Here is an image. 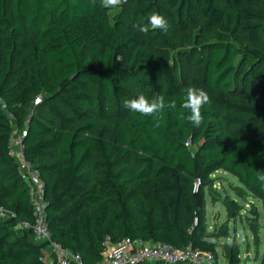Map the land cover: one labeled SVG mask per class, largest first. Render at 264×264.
I'll return each mask as SVG.
<instances>
[{
	"label": "trees",
	"instance_id": "1",
	"mask_svg": "<svg viewBox=\"0 0 264 264\" xmlns=\"http://www.w3.org/2000/svg\"><path fill=\"white\" fill-rule=\"evenodd\" d=\"M169 1L170 14L181 30L204 21L233 33L240 27L245 0ZM153 12L167 10L158 3L146 5L134 10L130 21L110 24L101 0H0V94L12 82L13 56L32 49L36 91L24 102L26 154L44 179L53 239L80 253L85 264L102 261L108 236L115 242L129 237L192 245L217 257L211 240L215 235L206 222V187L214 195L209 179L220 169L239 178L244 197H257L264 206V186L257 180L264 172V114L256 119L227 113H264L263 107L236 105L228 99L238 91L240 48L221 42L207 44L202 51L180 50L182 63L177 66L154 46L157 38L166 43L162 31L146 36L134 26ZM254 28H264V23ZM247 51L261 56L253 48ZM199 53L204 58L197 63ZM197 67L202 68L198 78L210 97L199 127L181 118V113H188L180 108ZM43 90L44 104L59 122L56 133L50 126L56 122L33 105ZM141 94L149 100L163 95L166 103L175 100L177 107L165 108L157 126L152 116L123 106L124 99ZM57 103L80 115L86 113L82 106L98 113L72 121ZM107 111L115 120L112 141L104 144L107 128L100 126V116ZM13 131L11 124L0 120V205L15 213L0 220V264H48L44 256L48 243L36 242L31 229L18 227L34 216L28 184L9 154ZM91 171L101 174L94 188L88 185ZM197 179L201 182L194 191ZM131 182L139 187L136 220L126 202L125 187ZM224 203L229 214L237 208L229 198ZM234 252L230 264H240L239 248Z\"/></svg>",
	"mask_w": 264,
	"mask_h": 264
},
{
	"label": "rangeland",
	"instance_id": "2",
	"mask_svg": "<svg viewBox=\"0 0 264 264\" xmlns=\"http://www.w3.org/2000/svg\"><path fill=\"white\" fill-rule=\"evenodd\" d=\"M162 4L167 13H161L168 23L167 31L161 29H151L146 36L156 35L158 31L163 32V39L166 43H159L157 38L154 46L162 48V52L168 58L170 63L177 66L182 63L180 50H188L194 48L196 50L203 49L207 44L232 42L240 48V55L237 59L239 66L238 91L228 96L230 102L238 105H247L249 107H263L264 110V28H254L255 25L264 23V17H259L257 13L264 15V0H245L241 5L243 11L241 24L237 31L227 32L217 25L209 26L204 21L189 25L186 29L181 30L174 18L171 16L172 7L169 0H127L122 5L109 9L106 8L108 14V22L114 24L116 21H130V14L139 7L146 5ZM225 8V6H223ZM250 12L251 14H249ZM225 14L228 16V8H225ZM148 19L142 20L146 23ZM230 21L232 18L230 17ZM135 24V23H134ZM135 26V25H134ZM253 48L260 52L261 56L247 49ZM202 51V50H200ZM199 51V52H200ZM201 54V55H200ZM32 58L33 50L27 49L18 51L12 59V69L14 71L12 82L4 93L0 94V120L5 121L13 129L18 132L26 130V118L28 109H24V102L28 99L30 92L36 91L34 86V78L32 76ZM204 58V54L199 53L195 62L200 63ZM200 67L195 69V73L191 79V86L202 88L207 91L208 88L203 87L198 78L201 72ZM49 85L56 90L49 74L47 75ZM159 87L161 85H158ZM47 91L39 92L33 102V105L40 107L41 114L47 118H52L51 133L58 132L59 122L57 117L51 115L47 110L44 100ZM41 99V100H39ZM60 108L67 111L68 117L74 121H82L98 112L94 107H80L85 111L84 115L74 113L73 110L66 107L62 103H57ZM32 109V104H30ZM227 113L234 115H242L244 118H256L264 113H239L229 110ZM115 117L111 111H107L104 116H100V126L106 127L107 132L103 137V143L112 141V129L114 127ZM193 152H196L194 146H191ZM48 161V160H45ZM88 185L94 188L101 179V174L91 171L88 174ZM44 181V179L42 178ZM209 183L214 188V195H211L206 187L207 199V228L211 234L215 236L211 238L216 243L217 257L216 264H230L229 255H234V250L239 248L240 264H262L264 259V206L263 201L254 196L244 197L242 192V183L239 178L224 169L214 172ZM138 184L128 183L125 187L126 202L131 209L134 220L138 217L136 195L138 192ZM229 198L237 203V208L232 214H229L228 207L224 200ZM92 211L93 206H89ZM5 220V218H1ZM47 249V247L45 248ZM250 256V259H248ZM247 261V263H246Z\"/></svg>",
	"mask_w": 264,
	"mask_h": 264
},
{
	"label": "built area",
	"instance_id": "3",
	"mask_svg": "<svg viewBox=\"0 0 264 264\" xmlns=\"http://www.w3.org/2000/svg\"><path fill=\"white\" fill-rule=\"evenodd\" d=\"M41 100V99H39ZM27 130L13 131L9 154L16 161L20 177L28 184V194L33 208V219L18 223L20 229H31L36 242H47L56 253L57 264H85L83 256L53 239L50 230L47 201L44 196L45 183L35 163L27 157L24 137ZM200 179L194 183V191L200 186ZM15 213L0 205V219L13 218ZM197 219H195V223ZM102 261L99 264H216L215 254L200 250L192 245L178 247L164 242H151L141 238L124 237L118 242L107 237L104 242Z\"/></svg>",
	"mask_w": 264,
	"mask_h": 264
},
{
	"label": "clouds",
	"instance_id": "4",
	"mask_svg": "<svg viewBox=\"0 0 264 264\" xmlns=\"http://www.w3.org/2000/svg\"><path fill=\"white\" fill-rule=\"evenodd\" d=\"M127 0H101V4L105 8L113 9ZM138 31L147 34L151 29H161L167 31L168 23L164 16L157 12H153L146 23H138L135 25ZM210 97L206 90L197 87H188L183 98L180 108L185 110L188 115L181 113V118L186 119L191 124L199 127L204 120L202 114V108L204 105L209 103ZM123 106L133 113H139L142 116H152L159 126V114L163 113L165 108L175 110L177 103L172 100L168 103L165 102V97L163 95H156L151 100H149L145 95L141 94L138 97L132 99H124ZM186 146H188L186 144ZM257 180L260 182L261 186H264V172H259L257 174Z\"/></svg>",
	"mask_w": 264,
	"mask_h": 264
},
{
	"label": "crops",
	"instance_id": "5",
	"mask_svg": "<svg viewBox=\"0 0 264 264\" xmlns=\"http://www.w3.org/2000/svg\"><path fill=\"white\" fill-rule=\"evenodd\" d=\"M46 247L47 249H45ZM45 248H44L45 261L48 264H57V256L53 248L48 244L45 246ZM70 264H75V262H71Z\"/></svg>",
	"mask_w": 264,
	"mask_h": 264
},
{
	"label": "water",
	"instance_id": "6",
	"mask_svg": "<svg viewBox=\"0 0 264 264\" xmlns=\"http://www.w3.org/2000/svg\"><path fill=\"white\" fill-rule=\"evenodd\" d=\"M248 259H250V256H248ZM246 263H247V261H246Z\"/></svg>",
	"mask_w": 264,
	"mask_h": 264
}]
</instances>
